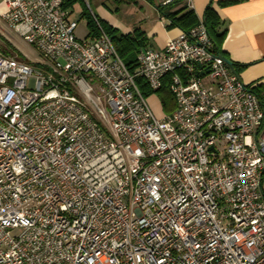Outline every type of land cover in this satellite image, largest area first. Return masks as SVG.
<instances>
[{
    "label": "built area",
    "instance_id": "built-area-1",
    "mask_svg": "<svg viewBox=\"0 0 264 264\" xmlns=\"http://www.w3.org/2000/svg\"><path fill=\"white\" fill-rule=\"evenodd\" d=\"M4 3L37 56L0 49V264H264V106L203 22L131 71L63 0Z\"/></svg>",
    "mask_w": 264,
    "mask_h": 264
},
{
    "label": "crops",
    "instance_id": "crops-1",
    "mask_svg": "<svg viewBox=\"0 0 264 264\" xmlns=\"http://www.w3.org/2000/svg\"><path fill=\"white\" fill-rule=\"evenodd\" d=\"M110 1L112 2H102L97 6L96 12L92 13L102 22L117 29L120 34L133 35L136 31L144 33L147 47L142 49L138 56L147 49L163 50L169 41L182 33L180 29L171 27L170 22L162 17L156 6L146 0ZM161 1L155 0L156 4ZM180 2L181 6L187 5L183 1ZM221 2L229 4L221 5ZM210 5L220 20L219 31L226 32L220 44L222 56L238 66L235 70L247 87L253 90L257 88L264 94V0H192L190 9L196 13L199 21L203 22L206 9ZM7 9L4 0H0V17ZM72 17L69 16L71 21L79 22L72 20ZM5 41L31 59L37 56L35 50L22 41ZM150 97H147L148 100ZM157 102L162 108L159 97ZM170 114L163 113L158 117Z\"/></svg>",
    "mask_w": 264,
    "mask_h": 264
},
{
    "label": "trees",
    "instance_id": "trees-1",
    "mask_svg": "<svg viewBox=\"0 0 264 264\" xmlns=\"http://www.w3.org/2000/svg\"><path fill=\"white\" fill-rule=\"evenodd\" d=\"M146 1L156 6L162 17L170 22L171 27L178 28L184 33H189L200 24L196 13L187 5L181 6L180 1H173L169 4H163L162 1L156 4L155 0ZM78 4L83 5V7L85 5L83 0H63L62 8L67 12L68 16H71L74 13V7ZM220 4L227 5L229 2H221ZM82 14L87 20L89 38H94L99 35L98 21L103 31L111 38L114 47L124 64L129 70L133 71L137 67L138 54L142 49L147 47V40L144 33L136 31L133 35L120 34L117 29L102 22L92 12L85 9V7ZM203 24L214 43L216 53L222 55L220 52V44L224 39L226 32L219 31L221 23L216 12L213 10L212 5L208 6L206 9ZM235 67L238 66L235 65ZM136 83L146 97H150L154 94L159 96L165 113H172L175 110L176 103L170 90L169 78L165 79L162 87L156 93L150 90L148 84L143 79H137ZM254 92L259 96L261 103L264 106V94H262L257 88L254 89Z\"/></svg>",
    "mask_w": 264,
    "mask_h": 264
},
{
    "label": "rangeland",
    "instance_id": "rangeland-1",
    "mask_svg": "<svg viewBox=\"0 0 264 264\" xmlns=\"http://www.w3.org/2000/svg\"><path fill=\"white\" fill-rule=\"evenodd\" d=\"M106 2L109 1L110 3L112 1L110 0H90L89 1V5L85 4L84 7L85 9H87L89 12H96L97 6H99L102 2ZM83 5L78 4L74 10V15H72L73 17L71 18L72 20H79V24H78V28L75 32V35L77 37L78 40H84L85 38H89V29L87 26V20L86 18L83 16L82 12L84 10ZM115 8V6H112ZM113 8V9H114ZM122 15V13H120ZM16 46V45H15ZM0 49L8 56L13 57V56H17L20 57L22 60H26L29 61L27 59L24 58V54L20 53V50H16L15 48L9 46V44L5 41V39L2 37V35L0 34ZM18 49V48H17ZM27 53V52H26ZM37 55V54H36ZM36 58V57H35ZM34 57L32 59H35ZM31 59V58H30ZM208 80H205V82H207ZM158 95H152L148 102L153 110V112L157 115L160 116L163 113H165L163 106L161 108V106L159 105V103L157 102L158 100ZM162 109V110H161ZM218 148L220 150L221 153H224L225 151V145L224 144H218Z\"/></svg>",
    "mask_w": 264,
    "mask_h": 264
},
{
    "label": "water",
    "instance_id": "water-1",
    "mask_svg": "<svg viewBox=\"0 0 264 264\" xmlns=\"http://www.w3.org/2000/svg\"><path fill=\"white\" fill-rule=\"evenodd\" d=\"M223 60L229 64V66L233 69V71L235 73H237V71L235 70V65L229 60L227 59L226 57L222 56ZM211 151H214V148H211Z\"/></svg>",
    "mask_w": 264,
    "mask_h": 264
}]
</instances>
